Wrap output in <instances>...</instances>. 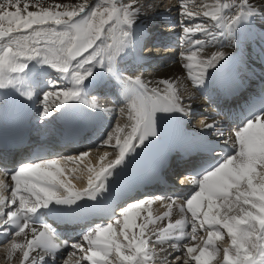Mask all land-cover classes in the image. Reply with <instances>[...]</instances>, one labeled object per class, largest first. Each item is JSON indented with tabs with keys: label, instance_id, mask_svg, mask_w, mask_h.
I'll list each match as a JSON object with an SVG mask.
<instances>
[{
	"label": "snow or ice",
	"instance_id": "snow-or-ice-1",
	"mask_svg": "<svg viewBox=\"0 0 264 264\" xmlns=\"http://www.w3.org/2000/svg\"><path fill=\"white\" fill-rule=\"evenodd\" d=\"M202 7L212 9L203 10L202 18L215 22L219 31H210L202 22L185 24L182 20L186 50L181 56L194 87L201 86L208 70L216 68L226 56L219 49L202 55L206 43L215 46L221 36L227 37L231 46L237 28L257 15L264 18V12H257L249 0H216ZM143 8L136 0H103L92 8L87 0L72 5L0 0V90H14L32 100L34 87L28 69L38 62L60 77L39 97L41 123L53 115V106L58 110L70 101L106 111L86 94L88 83L99 69L115 80L127 98L117 119L126 114L128 121L124 126L113 125L105 139L95 145L97 149L114 147L118 152L115 159L98 169L87 168L89 178L83 190L75 187L72 178L91 148L67 156L37 154L19 162L12 171L4 170L12 182L10 198L0 194V230L9 246L6 258L19 252V264H71L73 257L75 264H155L159 246L163 264H168L169 257L182 260V264H212L221 252V264H264V111L249 113L242 126L230 132L215 121L203 125L201 131L213 130L217 142L228 146L229 151L219 152L214 142L202 137L200 150L218 159L196 161L178 178L192 186L187 198L152 195L117 207L115 200L104 195L110 192L109 179L119 175L116 169L158 136L162 121L191 114L190 105L185 104L173 80L145 81L117 67L118 59L135 46L137 20ZM179 9L183 19L201 20V13L189 8L187 0H180ZM226 9H235L227 23L222 15ZM72 107L69 104L64 111ZM107 156L105 152L101 159ZM8 188L0 180V193ZM98 199L106 205L101 215L108 218L107 222L89 225L75 241L58 240L48 223H37L40 211L52 205L71 208L81 201ZM157 200L167 202L168 217L172 207L183 200L178 204L183 218L175 223L169 219L166 226L159 227L163 218L154 216L152 210ZM10 205L14 207L6 212ZM225 236L230 245L218 248L215 241ZM169 248L177 254L172 256ZM62 249L67 251L61 253Z\"/></svg>",
	"mask_w": 264,
	"mask_h": 264
},
{
	"label": "bare ground",
	"instance_id": "bare-ground-1",
	"mask_svg": "<svg viewBox=\"0 0 264 264\" xmlns=\"http://www.w3.org/2000/svg\"><path fill=\"white\" fill-rule=\"evenodd\" d=\"M119 2H127V0H118ZM47 3H67L69 5L80 3L82 0H46ZM89 8L91 7L90 1L87 0ZM99 2V1H98ZM137 3L144 6L142 14L137 20V36L134 37L135 46L130 48L121 58L117 61V67L126 75L135 77L137 75L145 81H158L161 79H171L176 83L177 88L182 95L186 105H190L191 114L187 117H175L166 119L161 122L163 128L159 129V139L161 143H167L172 141V138L177 132L182 130H191L198 135L210 134V141H217V138L212 135L213 130H209L207 133L201 131L204 124L212 123L215 121L217 126L228 130L229 124L232 121L231 113L237 109L243 102L244 97L230 99L224 94H219L215 86L217 85L220 75L226 73H239L246 80L256 81L258 78L264 79V18L257 15L249 19L248 24L241 25L236 29L234 37L232 38L231 46H229V39L227 37L218 36L215 41V46L206 43L202 55L207 56L217 49L223 50L226 53L225 69L220 72L218 68L209 69V75L205 79L204 83L199 87H194L192 81L188 78V70L183 67L185 61L183 60L181 53L186 50L184 43V33L182 31L183 23H195L202 22L206 24L210 31L218 32L219 30L214 27L215 22L211 20H204L202 18L203 10H212L211 8L204 9L203 5H213L216 0H194L193 3L187 2V6L201 13V20L199 21H187L180 15L179 8H173L172 1H165L169 5L168 9L164 12V9L159 8L153 0H136ZM221 3L226 2L220 0ZM250 4L254 6L257 12H264V0H249ZM230 3V2H229ZM93 4V3H92ZM97 4V2L95 3ZM195 4V5H194ZM162 9V10H161ZM235 9H226L222 15L225 17V23H227L228 17L234 12ZM167 17L162 18L164 14ZM160 13V16H156ZM150 17L153 24L161 22V28H165L169 35L165 38L158 36L152 44V39L145 40L144 30L147 28V19ZM167 24V25H166ZM258 36V41H254V37ZM199 38V35L196 37ZM210 39V38H209ZM99 43V42H98ZM146 45L145 52H141V47ZM145 53V54H144ZM255 71H252V70ZM198 69L193 68V72L196 73ZM31 77V82L34 87L33 99L28 100L26 97H22L14 90H0L6 91L0 93V124L4 123L9 114L23 115L29 113L31 121L37 126H40L45 132L53 134L57 129L58 124L61 121H65L70 117L83 113L88 117H98L99 123L95 126L94 136L87 140L83 145L77 147H67L65 151H70L75 154L79 151H84L91 148L89 157L84 161L83 165L76 168L73 173L72 183L77 189L87 184L89 173L88 167L99 168L102 163H107L108 160L116 158L118 150L114 147H101L96 148L95 145L103 140L105 130L112 128L115 124L124 126L128 121L126 114L119 119L116 117V123L112 122V117L115 115L114 106H117L120 115V110L124 109L127 103V98L121 94L114 79H112L107 72L103 70H97L94 73V78L88 83L86 87V94L91 101L95 98V102L101 109L107 110H92L86 105L78 104L77 102L70 101L69 104L74 105L70 110L64 111L69 107V104L63 105L60 109H55L53 106V115L46 119V122L41 123L40 111L42 104L39 97H42L45 91L50 90L51 82L60 79L59 75L46 65H41L38 62L30 64L28 69ZM220 72V73H218ZM253 72L254 74H252ZM38 95V96H37ZM198 117V118H197ZM205 121V122H203ZM47 133L43 134V142H47ZM114 144V141H113ZM81 147V148H80ZM105 152L108 156L105 159ZM220 152V151H219ZM42 154V153H40ZM131 157H126V163L124 166H120L116 169V172H120L126 168L127 163ZM75 167L74 165H72ZM116 178V177H115ZM113 179V182L115 181ZM1 180V179H0ZM11 180L8 185H11ZM4 191L0 194H3ZM9 196V194H8ZM143 199V198H140ZM183 200L178 201L177 205H174L171 209V217L166 214L169 212L166 206L167 202L156 201L152 205L154 216L162 217L158 226L164 227L169 222L175 223L178 219L183 218V214L180 213L178 204ZM14 207L12 205L7 208L6 212ZM190 215V214H189ZM190 230V225L188 226ZM203 234V233H201ZM19 239V238H16ZM5 240L0 230V242ZM199 243V241H197ZM221 243H229L230 240L227 236L223 240L215 241L218 248H224L226 246ZM9 246L6 241L0 244V264H19L17 257L20 256L19 252H16L11 259L6 258L8 254ZM159 251V246H157ZM172 256L177 253L168 249ZM32 253V256H35ZM162 254H157L155 257V264H163ZM222 256V252L220 254ZM220 256L216 260L212 261V264H221ZM76 257H73L71 264H75ZM176 261L173 262L169 257L168 264H181ZM59 264V262H58ZM82 264H88L87 261H83ZM194 264V262H193Z\"/></svg>",
	"mask_w": 264,
	"mask_h": 264
},
{
	"label": "rangeland",
	"instance_id": "rangeland-1",
	"mask_svg": "<svg viewBox=\"0 0 264 264\" xmlns=\"http://www.w3.org/2000/svg\"><path fill=\"white\" fill-rule=\"evenodd\" d=\"M89 1H90V4H91V5H90V6H91L90 8L94 7V6L96 5V4H95L96 2H97V4H98V3H103V0H89ZM98 1H99V2H98ZM225 1L231 3V0H225ZM118 2H119V1H118ZM124 2H125V1H124ZM124 2H122V3H124ZM153 2H154V1H153ZM187 2H189V3H193L194 0H187ZM236 2L239 3L240 0H236ZM92 3H93V4H92ZM194 5H195V4H194ZM30 10H31V9H30ZM145 53H146V52H145ZM145 53H144V54H145Z\"/></svg>",
	"mask_w": 264,
	"mask_h": 264
}]
</instances>
